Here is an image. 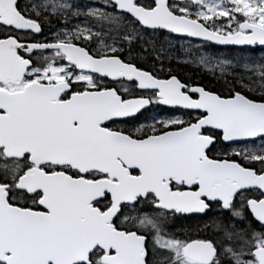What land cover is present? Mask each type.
<instances>
[{"label":"snow or ice","instance_id":"6c2138e0","mask_svg":"<svg viewBox=\"0 0 264 264\" xmlns=\"http://www.w3.org/2000/svg\"><path fill=\"white\" fill-rule=\"evenodd\" d=\"M257 47L264 0H0V264H264Z\"/></svg>","mask_w":264,"mask_h":264},{"label":"trees","instance_id":"16d2710c","mask_svg":"<svg viewBox=\"0 0 264 264\" xmlns=\"http://www.w3.org/2000/svg\"><path fill=\"white\" fill-rule=\"evenodd\" d=\"M206 50L212 51L214 49H209L206 47ZM173 54H174V56H176L177 53H173ZM219 54L228 55V52L221 49V52ZM253 55L256 59L259 60L262 56H264V53H254ZM175 58L170 64L168 61H166V66H171L174 69V71L178 74L179 77L184 78V79L191 77L194 81H198L200 83H209L210 82V75L209 74H206L202 70L194 69L193 67H195V66H193V65H186L183 62H178Z\"/></svg>","mask_w":264,"mask_h":264},{"label":"flooded vegetation","instance_id":"af4514ba","mask_svg":"<svg viewBox=\"0 0 264 264\" xmlns=\"http://www.w3.org/2000/svg\"><path fill=\"white\" fill-rule=\"evenodd\" d=\"M181 43H183V41H177L176 42V49H174L173 51H172V57H173V59L171 60V62L174 60V58L175 57H177V56H182L183 55V53L180 51V44ZM193 43V45H195V44H197L198 42L197 41H193L192 42ZM187 46V45H186ZM216 47H218V46H216ZM192 51H194L195 50V47H193V49H191ZM204 51H207L206 50V47L203 49ZM223 50V49H222ZM208 51H211V50H208ZM173 53H177L176 54V56H174V54ZM255 53H264V52H261L260 50H259V48L257 47V50L255 51ZM176 59V58H175ZM177 60V59H176ZM150 63H151V61H149ZM170 62V63H171ZM194 69H197L196 67H193ZM151 111V110H150ZM192 223V221H182V222H180L177 226L178 227H180V226H188L189 224H191Z\"/></svg>","mask_w":264,"mask_h":264},{"label":"rangeland","instance_id":"374dc122","mask_svg":"<svg viewBox=\"0 0 264 264\" xmlns=\"http://www.w3.org/2000/svg\"><path fill=\"white\" fill-rule=\"evenodd\" d=\"M76 2H79V3H92L93 0H76Z\"/></svg>","mask_w":264,"mask_h":264},{"label":"water","instance_id":"95a60500","mask_svg":"<svg viewBox=\"0 0 264 264\" xmlns=\"http://www.w3.org/2000/svg\"><path fill=\"white\" fill-rule=\"evenodd\" d=\"M218 47H220V46H218Z\"/></svg>","mask_w":264,"mask_h":264}]
</instances>
